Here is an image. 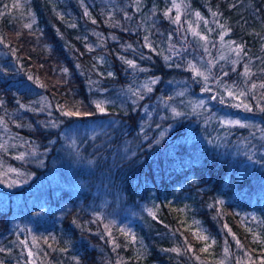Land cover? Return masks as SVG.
I'll list each match as a JSON object with an SVG mask.
<instances>
[{"label":"trees","instance_id":"1","mask_svg":"<svg viewBox=\"0 0 264 264\" xmlns=\"http://www.w3.org/2000/svg\"><path fill=\"white\" fill-rule=\"evenodd\" d=\"M163 1L26 0L31 17L20 19L13 5L0 0V162L20 168L28 180L15 192L0 188V264H213L224 248L232 251L233 264H264L263 161L250 167L221 154L205 138L186 140L184 122L155 143L167 123L163 120L144 128L149 140L133 156L120 164L109 160L125 139L140 141L139 123L150 98L166 96L160 84L135 107L121 95L128 81L123 60L131 57L142 66L139 44L151 54L143 43L154 7L157 21L147 37L153 45V39L167 38ZM189 4L207 18L217 13L218 28L223 25L227 38L243 46L239 72L247 66L249 78L264 83V0ZM156 28L165 35L155 36ZM44 98L56 112L81 113L66 120L62 136L46 128ZM103 100L105 114L95 107ZM118 100L124 101L123 109ZM251 116L250 125L264 127L263 118ZM110 117L117 123L105 126ZM90 120L100 122L102 132L89 136ZM31 148L36 153L17 157ZM174 191L195 196L186 211L214 241L212 255L184 227L178 208L190 199L172 200ZM103 193L113 197L104 209L108 217L98 207ZM148 199L156 218L143 212ZM125 213L143 215L134 229L148 248V263L118 230Z\"/></svg>","mask_w":264,"mask_h":264},{"label":"rangeland","instance_id":"2","mask_svg":"<svg viewBox=\"0 0 264 264\" xmlns=\"http://www.w3.org/2000/svg\"><path fill=\"white\" fill-rule=\"evenodd\" d=\"M7 1L11 5L19 3L20 7H15V12L18 18L21 19L24 17L27 19L31 17L30 11L26 9V0ZM175 3L181 6L179 9V23H173L177 14V9L172 7L173 0H164L163 3L160 4L164 21L168 26L166 40L153 39V41H156L155 45H153L152 41L150 42L148 39L151 48L145 46L146 42L144 41V48L147 51L150 50L151 54L146 52L143 53L140 44L136 46L137 50H139V60L143 64L142 66H139L138 62L134 61L131 57L123 60V64L128 71V81L125 85L126 89H124V92L121 93V95L124 94L123 97L127 100L126 105L132 104L135 107L136 102L141 100L138 96L132 94L137 89L140 90V94L143 95L144 98H150L158 84L165 89L166 96H158L157 98L154 96L153 99H151L152 97L150 98L153 102L149 101L150 103L144 106V117L139 123L138 134L140 136V141L134 143L131 141V138L125 139L119 144L117 149L114 150L109 160L118 163L122 162L121 160L123 157L130 158L133 156L136 148L141 143L149 140V135H145L144 128L149 127V123H152L153 121L158 123L160 120H163L167 123L161 130V132L164 133L163 137L160 135L161 132L158 135L159 141L165 137L167 131L172 130L179 123L184 122L186 123L185 130L187 132L186 140L192 141L205 138L211 141V144H213L221 154L230 155L240 161L242 160V162L249 164L250 167L258 164L260 165L262 161L264 163V127L262 125L258 124L252 127H245L244 129L239 126H222L220 123L221 120L240 119L242 122L250 125L252 123L251 115L253 114L256 119L262 121V118L264 119V117L257 115V113L260 112V107L264 103V97L261 94V90H264V88L259 87L262 83H255L249 78V75L245 76L243 74L245 67H242L239 72L238 69L242 53L238 58L236 53L232 51V49L235 48V44H232V41L227 38L228 31L227 34L224 35L223 41L220 40V34L225 29H221V27L218 28L212 14H210L208 18L201 15L200 17H197L195 15L197 11L192 10L189 0H175ZM169 9H171L169 15L165 16L164 13ZM156 10L158 9L155 7L152 8V13L147 24L148 28H154L153 25L157 21ZM189 25H191V29L196 33H199V35H193V32L189 30ZM148 28H146L145 37H147L149 33ZM154 32L155 36L162 34L165 35L164 31L157 28ZM169 34H171V39H169ZM200 36H206L207 40H201ZM205 49H207V51ZM221 56H223L224 59H221ZM166 57H168V59H166ZM125 60L134 61L136 67H130L125 63ZM209 61L212 62L210 65V72L206 70L209 66ZM233 61H236V63L234 64ZM189 62L200 67L201 71H205V74L208 75L207 82H205L202 77H194L193 72L188 70ZM98 63L101 64L102 60L98 59ZM177 65H179V67H177ZM160 67L163 68L161 69ZM141 69L144 70L141 71ZM101 71H103V69ZM104 72L105 75H107L108 72ZM225 72L227 75H224ZM231 75L234 77L233 80L229 82L226 81ZM154 77L159 78L158 82L150 85L153 90L148 92L143 88V85ZM234 80H236L238 83L237 85L241 87V91L246 93L245 96L239 98L227 96L225 92L226 86H230L233 91L237 94L239 93L237 92L239 90L238 87H236L233 82ZM252 83L257 85L256 89H251ZM206 88L211 90L206 91ZM181 93L183 94L181 95ZM221 95H223L225 100V103L223 104L220 102ZM214 96L216 99H213ZM169 97L172 99L169 100ZM103 101L106 103L107 100ZM200 101H203V106H200ZM241 102L249 104L253 110L248 112L245 111L243 107H234L235 104ZM41 103L44 106L42 112L48 117L46 128L50 131H60L61 136L65 134L67 128L66 120H68L70 116L63 115L62 111L56 112L45 98ZM118 103L121 109H123L121 106H126L124 105L125 103L123 100H118ZM166 105H168V107H166ZM173 107L176 108L177 111L185 113V115L173 118V113L171 111ZM100 113L105 114L106 110ZM155 113H157L158 118L154 117ZM117 121V118L110 117L105 120L104 125L106 126L109 123L115 125ZM53 122H55L56 126H52ZM215 122H217V124H215ZM87 123L89 136L102 132L101 129L103 127L100 126V122H92V120H90ZM170 125L171 127H169ZM32 153L36 152L35 149L31 148L24 150L23 153L17 154V157L20 158L22 156V158H24ZM249 156L252 158L249 159ZM50 176H52L49 177L51 180L56 178V174H54L55 178L51 174ZM24 177L25 173L20 168H15L14 166L0 162V181H3L0 182L1 189L10 192H15L16 190L21 189L28 184L27 178ZM12 181H16V183L12 184ZM9 184H12V186H9ZM178 190L179 189H176V191ZM176 191H174L172 200L174 198L177 201H187L190 199V204L185 203L178 208L182 212L181 217L184 222V227L201 240L204 249L207 248V252H210L212 255L213 253L212 251H209V248H211L213 240L208 236L201 221L193 214L189 215V212L186 211L188 206L189 210L193 208V203L196 200L195 196L187 193H178ZM100 192L102 193V191ZM111 199H113V197L105 196L104 193L98 198V207L101 209L100 215L107 216L104 209ZM153 208H155L153 205L149 206V199L148 205L143 204V212L156 218ZM140 215L143 216L141 213ZM141 216L125 213V218L119 222L118 230L126 235V239L128 238V241L132 243L136 256L144 263L147 262L148 248L142 241L141 236H139L134 229L136 225L143 222ZM108 232L105 231L106 235H108ZM133 236L135 239H133ZM205 236L209 237V239H203ZM231 255L232 251L230 248L228 249L227 255L225 254L224 248L219 258L214 257L215 260L213 264H233V258ZM244 258H247V256ZM113 263L118 264L115 261H113Z\"/></svg>","mask_w":264,"mask_h":264},{"label":"snow or ice","instance_id":"3","mask_svg":"<svg viewBox=\"0 0 264 264\" xmlns=\"http://www.w3.org/2000/svg\"><path fill=\"white\" fill-rule=\"evenodd\" d=\"M13 6L14 7H20L19 3H16ZM172 7L177 9V14L175 16V19L173 20V23H179L180 22V11H179V9H180L181 6L179 4H176L175 3V0H173ZM170 11H171V9L167 10L164 13L165 16H168L169 13H170ZM85 15H88L87 10H85ZM195 15L197 17H200V13L199 12L195 13ZM212 15L213 16H216L217 13L213 12ZM34 22L35 21L33 20V23ZM93 22H95V21H93ZM71 26L72 27H75V25H71ZM25 27L30 28L31 27V24H26ZM220 27H221V29H224V26L223 25H220ZM189 30H191L193 32V35H199V33H196L194 30L191 29V25H189ZM226 34H227V30H224V31L221 32L220 37H219L221 41H223L224 35H226ZM144 39H145V42H146L145 46L151 48V44L148 42V37H145ZM169 39H171V34H169ZM200 39L206 41L207 40V37L206 36H200ZM0 42H2V41H0ZM231 43L232 44H235L234 41L231 42ZM129 47H131V46L129 45ZM89 50H91V49H89ZM152 50H154V49H152ZM205 50L207 51V49H205ZM232 51H234L236 53L237 57L239 58L240 55H241V53L243 52V46L242 45H236L235 48L232 49ZM244 54L246 55V53H244ZM220 58L221 59H224L223 56H221ZM121 59H123V57H121ZM166 59H168V57H166ZM125 63H127L130 67H136L134 61H132V60H125ZM211 63H212L211 61L208 62L209 66L206 69L208 72H210V70H211L210 69ZM233 63L235 64L236 61H233ZM177 67H179V65H177ZM143 70L144 69H141V71H143ZM188 70L191 71V72H193L194 77H202L204 79V81L207 82L208 75L205 74V71H201L200 70V67H197V65L193 64L192 62H189V64H188ZM64 71L67 72V69H64ZM249 73H250V69L247 66H245L244 73L243 74L245 76H248ZM107 75L111 77L114 74L112 72H108ZM224 75H227V73L225 72ZM29 79H32V77H29ZM158 79L159 78H155V77L154 78H151L149 81H147L143 85V88L146 89L148 92H151L153 89L150 87V85L156 84L158 82ZM259 87L260 88H264V83H262L261 85H259ZM256 88H257V85L255 83H252L251 84V89H256ZM205 90L206 91H210L211 89L206 88ZM130 91H131V89H130ZM225 92H226L227 96L234 97V98H239L241 96H245L246 95V93L244 91H240L237 94L235 91L232 90V88L230 86H226L225 87ZM132 94L134 96H138L139 99H144V96L140 94V90L139 89H137L136 91H134ZM182 94L183 93H181V95ZM168 99L171 100L172 98L169 97ZM213 99H216V97L214 96ZM220 102L222 104L225 103V100H224L223 95L220 96ZM104 103H105L104 101H97V102H95L96 109L98 111H100V112H104L105 111V107L103 106ZM200 106H203V101H200ZM21 107H24V106L21 105ZM166 107H168V105H166ZM234 107H236V108L243 107L244 110L245 111H248V112H251L253 110L252 107L249 104H245L243 102L238 103V104H235ZM259 110H260V112L264 113V106H261ZM61 111H62V114L65 115V116H79V115H81V113L79 111H63V109H61ZM171 111L173 113V118H176V117H180V116L185 115V113H182L180 111H177V109L174 108V107L171 109ZM84 115H89V113H84ZM220 123H221L222 126L223 125H231V126H239L241 128L252 127V125H249L247 123H244L240 119L221 120ZM52 126H56L55 125V122H53V125ZM159 127H160V125H157V128H159ZM169 127H171V125ZM160 135H161V137H163L164 133L161 132ZM155 143H159V140H156ZM20 158H22V156ZM251 158L252 157L249 156V159H251ZM0 182H3V181H0ZM15 183H16V181H12V184H15ZM12 184H9V186H12ZM210 207H212V205H210ZM122 231H124V230H122ZM109 235H110V233H109ZM133 239H135L134 236H133ZM203 239L208 240L209 237H206L205 236V237H203ZM213 243H214V241H213ZM237 245H239V241H237ZM205 250H207V248H205ZM171 251L178 252L179 250L178 249H171ZM227 253H228V249L225 248V254L227 255ZM29 255H31V252L29 253ZM236 264H240V261H237Z\"/></svg>","mask_w":264,"mask_h":264}]
</instances>
